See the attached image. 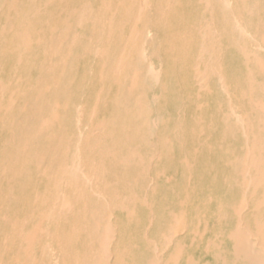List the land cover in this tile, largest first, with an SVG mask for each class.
Segmentation results:
<instances>
[{
  "label": "rangeland",
  "instance_id": "rangeland-1",
  "mask_svg": "<svg viewBox=\"0 0 264 264\" xmlns=\"http://www.w3.org/2000/svg\"><path fill=\"white\" fill-rule=\"evenodd\" d=\"M15 1L0 0V264H68L69 253L86 250L112 264L113 252L126 249V264H147L149 238L160 255L174 239L181 260L198 262L206 225L208 241L217 219L227 231L252 208L234 163L253 141L264 142V0H150L137 24L134 0ZM84 9L91 20L80 24ZM125 51L127 66L116 76ZM74 164L78 187L60 175ZM56 196L75 213L54 216ZM95 224L94 242L85 230Z\"/></svg>",
  "mask_w": 264,
  "mask_h": 264
},
{
  "label": "bare ground",
  "instance_id": "bare-ground-1",
  "mask_svg": "<svg viewBox=\"0 0 264 264\" xmlns=\"http://www.w3.org/2000/svg\"><path fill=\"white\" fill-rule=\"evenodd\" d=\"M15 1V0H14ZM53 1V0H52ZM135 2H136V4H137V6H138V12H137V14L135 15V18H134V20H135V22H136V24L138 23V22H141V20L143 19V16H144V14L146 13V11H147V9H148V7H149V4H150V0H134ZM161 1H163V0H161ZM16 2V1H15ZM51 2V1H50ZM173 3H175V0H169V6H171ZM211 3V2H210ZM225 3V2H224ZM226 4V3H225ZM228 4V3H227ZM16 5V4H15ZM14 6V5H13ZM226 6V5H225ZM228 7H230V5L228 6ZM12 8V7H11ZM15 8V7H14ZM18 8V7H17ZM17 8H15V9H17ZM107 8V7H106ZM115 9V8H114ZM12 10H13V8H12ZM233 12V11H232ZM252 12V11H251ZM15 13V12H14ZM115 13H116V11H115ZM114 13V14H115ZM234 14V13H233ZM249 15V14H248ZM115 17V16H114ZM240 18V17H239ZM110 19H112V18H110ZM235 19V18H234ZM89 20H91L90 19V17L88 16V13H87V11H85V9L83 10V12L81 13V15H80V17H79V23L80 24H83V23H85L86 21H89ZM64 21V20H63ZM98 21H99V19H98ZM100 21H101V19H100ZM238 21V20H237ZM93 22L94 23H96L97 22V19H94L93 20ZM111 22V21H110ZM148 22H150L149 20H148ZM64 23V22H63ZM235 23V22H234ZM66 24V23H65ZM68 24V23H67ZM20 25V24H19ZM113 25V24H112ZM70 26V25H69ZM110 26V25H109ZM133 26V25H132ZM112 27V26H111ZM67 28V27H66ZM24 29V28H23ZM133 29H134V27H133ZM146 29V28H145ZM238 29V28H237ZM57 30V29H56ZM111 30V29H110ZM204 30L206 31V28H204ZM43 31V30H42ZM241 31H243V30H241ZM44 32V31H43ZM139 32V31H138ZM210 32V31H209ZM27 33H28V31H27ZM61 33V32H60ZM64 33V32H63ZM244 33V32H243ZM131 34V33H130ZM61 35V34H60ZM132 36L131 37H129V41H128V45L127 46H129L130 48H131V50L132 49H134V47L136 46V44H137V41H138V39H136V35L133 33V31H132V34H131ZM241 35H242V33H241ZM245 35V34H244ZM118 36V35H117ZM143 36V35H142ZM56 37V36H55ZM74 37V36H73ZM127 37V36H126ZM153 37V36H152ZM246 37V36H245ZM250 37V36H249ZM20 38H21V40H22V42L26 45V44H28V43H30L31 44V42H32V40H33V38H31V42H29V39L27 38V36H25V34H23V35H20ZM143 38V37H142ZM126 39V38H125ZM40 40V39H39ZM62 42H63V39H60ZM67 40V39H66ZM74 40V39H73ZM123 40V39H122ZM204 40V39H203ZM254 40V39H253ZM57 41V40H56ZM145 40H143L142 42H144ZM259 41V40H258ZM38 42V44H39V42H41V41H37ZM36 42V43H37ZM127 42V41H126ZM140 42V41H139ZM138 42V43H139ZM204 42H206V41H204ZM117 43V42H116ZM239 43V42H238ZM112 44V43H111ZM29 45V44H28ZM30 46H32V44L30 45ZM53 46V45H52ZM70 46H73V45H70ZM141 46V45H140ZM207 46V44L206 43H203L202 44V47H201V49L203 48V50L205 49V47ZM21 47V46H20ZM68 47V46H67ZM75 47V46H74ZM32 48V47H31ZM30 48V49H31ZM25 49H28V47L27 48H25ZM57 49H58V47H57ZM123 49L125 50L126 48H125V46L123 47ZM142 49V48H141ZM61 50H62V48H61ZM123 50V51H124ZM138 50H140L139 48H138ZM227 50V49H226ZM27 51V50H26ZM32 51V50H31ZM70 51V50H69ZM72 52V51H71ZM89 52V51H88ZM134 52V51H133ZM139 52V51H138ZM202 52V51H201ZM67 53H69V52H67ZM256 53V52H255ZM58 54V53H57ZM60 54V53H59ZM71 54V53H70ZM129 54V53H128ZM132 54V53H131ZM139 54H140V52H139ZM200 54H202V53H200ZM259 54V53H258ZM73 55V54H72ZM251 55V54H250ZM130 56H132V55H130ZM134 56H135V54H134ZM139 56V55H138ZM203 56H204V54H203ZM69 57V56H68ZM200 57H201V55H200ZM247 57H249V56H247ZM127 58H129L128 56H127V53H126V51L123 53L122 52V55H121V57L119 58V60L116 62V64H115V67H114V69H113V73H114V75H116V76H120L121 74H122V72L124 71V69H125V67L127 66L126 65V60H127ZM138 58V57H137ZM201 58H204V57H201ZM62 59V58H61ZM65 59V58H64ZM249 59V58H248ZM261 59V58H260ZM114 60H117V59H114ZM70 62V61H69ZM144 63V62H143ZM206 63V62H205ZM59 64H61V63H59ZM56 65V64H55ZM67 65V64H66ZM138 65H139V60H138ZM135 66V65H134ZM142 66V65H141ZM198 67H199V65H197ZM132 67H133V65H132ZM197 67V68H198ZM205 67H206V65H205ZM210 68V67H209ZM218 68V67H217ZM66 69H67V67H66ZM129 69H130V67H129ZM138 69H140V68H138ZM138 69H136V71H138ZM141 69H142V67H141ZM206 69V68H205ZM197 70V69H196ZM64 71H65V69H64ZM135 71V72H136ZM140 71V70H139ZM154 71V70H153ZM221 71V70H220ZM141 72V71H140ZM152 72V71H151ZM68 73V72H67ZM134 73V72H133ZM142 73V72H141ZM219 73V72H218ZM221 73V72H220ZM137 74V73H136ZM214 74V73H213ZM63 75V74H62ZM148 75V74H147ZM222 75V74H221ZM152 76V75H151ZM130 77V76H129ZM139 77H141V76H139ZM160 77V76H159ZM222 77V76H221ZM195 78H197V81H198V85L199 86H201L202 88H204L205 87V84H206V77H205V74H203V73H198L197 74V77H195ZM224 78V77H223ZM222 78V79H223ZM133 79L134 78H132V81H133ZM154 79H155V77H154ZM153 79V80H154ZM138 80L140 81V79L138 78ZM57 81V80H56ZM139 81H137V82H139ZM146 81H147V79H146ZM155 81H156V79H155ZM154 81V82H155ZM159 81V80H158ZM185 81V80H184ZM221 81V80H220ZM62 82V81H61ZM70 82V81H69ZM222 82V81H221ZM60 83V82H59ZM133 83V82H132ZM152 83H153V81H152ZM151 83V84H152ZM220 83V82H219ZM131 84V83H130ZM137 84H140V83H137ZM1 85V84H0ZM136 85V84H135ZM154 85V84H153ZM61 86V85H60ZM132 86V85H131ZM134 86V85H133ZM133 86H132V88H133ZM137 86V85H136ZM141 86V85H140ZM238 86V85H237ZM261 86V85H260ZM51 87V86H50ZM50 87H49V89H50ZM254 87V86H253ZM8 88V87H7ZM47 88V87H46ZM48 89V88H47ZM104 90V89H103ZM130 90H131V88H130ZM135 90V89H134ZM137 90H139V89H137ZM204 90V89H203ZM206 90H207V88H206ZM225 90V89H224ZM126 91V90H125ZM49 92V91H48ZM127 92H129V91H127ZM4 93H5V91H4V88L2 87V86H0V100L1 99H3V97H4ZM15 93V92H14ZM43 93V92H42ZM125 93V92H124ZM130 93V92H129ZM13 96H14V94H13ZM122 96V95H121ZM139 97H140V95H139ZM42 98H44V96L42 97ZM138 98V97H137ZM38 100V99H37ZM137 100V99H136ZM255 100V99H254ZM14 102H15V100H13ZM12 101V102H13ZM12 102H10V103H12ZM41 102V101H40ZM57 102V101H56ZM69 103V102H68ZM34 104H36V103H34ZM40 104V103H39ZM59 104V103H58ZM58 104L56 105V107L58 106ZM140 104V103H139ZM61 106V105H60ZM64 107H65V105H64ZM67 107H68V105H67ZM11 108V107H10ZM40 108V111H41V107H39ZM54 109H55V107H54ZM68 109V108H67ZM10 110V109H9ZM52 110H53V108H52ZM42 112V111H41ZM53 113H54V115L53 116H56V114H55V112H54V110H53ZM61 114L60 115H63L62 114V112H60ZM59 116V115H58ZM64 116V115H63ZM61 117V116H60ZM59 117V118H60ZM65 117V116H64ZM228 117V116H227ZM55 118V117H54ZM63 118V117H62ZM240 118V117H239ZM49 119V118H48ZM56 119H58L57 117H56ZM230 119V118H229ZM229 119H228V121H229ZM237 119V118H236ZM44 120V119H43ZM263 120V119H262ZM80 121V120H79ZM78 121V122H79ZM228 121H226V122H228ZM47 122H49V121H47ZM57 122V121H56ZM60 122V121H59ZM240 122V121H239ZM20 123H21V121H20ZM20 123H18V124H20ZM51 123H53L52 122V120H51ZM65 123V122H64ZM63 123V124H64ZM242 123H243V120H242ZM42 124V123H41ZM44 124H45V122H44ZM79 124H80V122H79ZM78 124V125H79ZM261 124V123H260ZM43 125V124H42ZM60 125V124H59ZM247 125V124H246ZM44 126V125H43ZM42 126V127H43ZM56 126V125H55ZM80 126V125H79ZM241 126H243V125H241ZM17 128V127H16ZM41 128V127H40ZM44 128V127H43ZM80 128V127H79ZM149 128V127H148ZM242 128V127H241ZM244 128V127H243ZM264 128V127H263ZM262 128V129H263ZM50 129V128H49ZM231 129V128H230ZM238 129H240V128H238ZM19 130V129H18ZM41 130V129H40ZM39 130V131H40ZM47 130V129H46ZM151 130V129H150ZM243 130V129H242ZM260 130V129H259ZM48 131V130H47ZM231 131V130H230ZM244 131V130H243ZM253 131V130H252ZM43 132H44V129H43ZM42 132V133H43ZM241 132V131H240ZM247 132H249V131H247ZM52 133V132H51ZM55 132H53V135H55L54 134ZM95 133H103V131H102V129H97V130H95ZM27 134H29L28 132H27ZM27 134H25L26 135V137H29V136H27ZM40 134H41V131H40ZM44 134V133H43ZM50 134V133H49ZM246 134V133H245ZM244 133H243V135H245ZM31 135V134H30ZM83 135V134H82ZM81 135V137H83ZM97 135H99V134H97ZM41 136V135H40ZM93 136V135H92ZM106 136V135H105ZM246 136V135H245ZM57 137V136H56ZM257 137V136H256ZM15 138V137H14ZM59 138V137H58ZM61 138V137H60ZM72 138V137H71ZM97 138H98V136H97ZM246 138V142L247 143H249V137H248V134H247V136L245 137ZM46 139H49V138H46ZM52 139H54V137L52 138ZM64 139V138H63ZM66 139V138H65ZM99 139V138H98ZM97 139V140H98ZM256 139V138H255ZM95 140V139H94ZM46 141V140H45ZM66 141V140H65ZM69 141V140H68ZM15 142V141H14ZM67 142V141H66ZM26 143V142H25ZM59 143H60V141H59ZM81 144V143H80ZM248 146V145H247ZM26 147V146H25ZM39 147V146H38ZM79 147V146H78ZM28 148V147H27ZM53 148V147H52ZM79 149V148H78ZM109 149H111L110 147H109ZM244 149V148H243ZM248 149V151L246 152V154H245V156L243 157V159L242 160H238V161H236L235 163H234V168H235V171L237 172V175L239 176V178L241 179V183H240V188L242 189V191L244 192V194H243V196L245 195V198H247V196H249V198L253 201V204H252V208H249V210L247 211L248 212V214H246V216H243L242 214L240 215V218L239 219H235V220H233V221H231L227 226L229 227V229L227 230V231H220V229L222 228V226H223V224H224V222H223V220L224 219H217V230L214 232V235L212 236V237H210L209 239H208V241H205V238L207 237V235H208V226L206 225V227H205V229H204V234H205V236H204V238H203V240H202V244L203 243H206V246L204 247V257L203 258H207V257H210V259H209V263L210 264H264V142L262 141V140H258V139H256L255 141H253V147L252 148H247ZM58 151H59V149H58ZM71 151V150H70ZM77 151H79V150H77ZM66 152V151H65ZM81 152V151H80ZM94 152V151H93ZM51 154V153H50ZM68 154V153H67ZM40 155V154H39ZM52 155V154H51ZM50 155V156H51ZM70 155V154H69ZM79 156V155H78ZM132 156V155H131ZM44 158H46V157H44ZM53 158V157H52ZM78 158H80V160H81V157H78ZM78 158H76V159H78ZM124 159V158H123ZM69 160V159H68ZM111 160V159H110ZM17 161V160H16ZM56 161V160H55ZM55 161H53L54 162V166H55ZM75 161V160H74ZM77 161V160H76ZM60 163V162H59ZM67 163V162H66ZM73 163V162H72ZM75 163V162H74ZM81 163V162H80ZM112 163H113V161H112ZM119 162L117 161V164H118ZM114 164V163H113ZM126 164V163H125ZM78 165V164H77ZM80 165V164H79ZM110 165H112V164H110ZM64 166H66V164L64 165ZM76 164H74V166L72 167L71 166V168H69L68 169V167L66 168V167H64V168H62L63 167V165L61 166V168H62V170H61V176H63L62 178H66V177H68L69 178V182H70V184L71 185H74V186H76V187H78V184H79V181H80V175H79V172H82V171H79V169H78V166H76ZM113 167V166H112ZM6 168V167H5ZM59 168V167H58ZM100 168V167H99ZM104 168V167H103ZM45 169V168H44ZM43 169V170H44ZM56 169V168H55ZM80 169H81V166H80ZM85 169V168H84ZM92 168H90V170H91ZM97 169V168H96ZM5 170H7V169H5ZM42 170V171H43ZM59 170H60V168H59ZM93 170H94V168H93ZM48 171V170H47ZM6 172V171H5ZM5 172H4V174H5ZM106 172H107V169H106ZM48 173V172H47ZM58 173V172H57ZM60 173V172H59ZM58 173V174H59ZM84 173V172H83ZM105 173V172H104ZM114 173V172H113ZM50 175V174H46V173H42L41 175ZM95 174V176H96V173H94ZM85 175V174H84ZM87 175V174H86ZM85 175V176H86ZM40 176V175H39ZM52 176V175H51ZM50 176V177H51ZM87 176H89V175H87ZM86 176V178H88ZM117 176V175H116ZM58 177H60V176H58ZM57 177V175H56V179L58 178ZM92 177H94V175L92 176ZM97 177H99V176H97ZM49 178V177H48ZM91 178V177H90ZM55 179V180H56ZM59 179H61V177L59 178ZM63 179V180H64ZM91 179H93V178H91ZM95 179V178H94ZM99 179V178H98ZM97 179V180H98ZM105 179V178H104ZM84 180H86V179H84ZM57 181V180H56ZM65 181V180H64ZM67 181H68V179H67ZM88 181V180H87ZM54 182V181H53ZM60 182V184L62 185V183H61V181H59ZM89 182V181H88ZM88 182H87V184H88ZM91 182V181H90ZM99 182V181H98ZM56 183V182H55ZM153 183H154V181H153ZM69 184V185H70ZM114 184H115V182H114ZM57 184H55L54 186H56ZM89 185V184H88ZM112 185V184H111ZM138 185V184H137ZM97 187H99V186H97ZM106 187V186H105ZM107 187H109V185L107 186ZM59 188V187H58ZM58 188L56 189V190H58ZM60 188H62L61 186H60ZM54 189V188H53ZM77 189V188H76ZM91 189H92V187H91ZM61 190V189H60ZM81 188L77 191V193L74 195V196H76V198L78 197V199L79 198H81L83 195H82V193H81ZM83 190V189H82ZM97 190H99V189H97ZM106 190V189H105ZM131 190V189H130ZM84 191V190H83ZM149 191V190H148ZM95 192V191H94ZM251 192V194L249 195V193ZM55 193V192H54ZM46 194H47V192H46ZM45 194V195H46ZM56 194V193H55ZM71 195V194H70ZM97 195V194H96ZM59 196V195H58ZM61 196V195H60ZM98 196V195H97ZM100 196V195H99ZM48 197V196H47ZM57 197V196H56ZM63 197H65V196H63ZM67 197V196H66ZM69 197V196H68ZM49 198V197H48ZM57 198H59V197H57ZM55 199V198H54ZM64 199V198H63ZM66 199V198H65ZM74 199V198H73ZM78 199H77V201H78ZM128 199V198H127ZM244 199V198H243ZM51 200H53V199H51ZM60 200H62V198L60 199L59 198V201ZM246 200V199H245ZM58 201V200H57ZM70 202L71 201H69V202H65V201H61V204H59L60 205V208H59V211L57 212V213H54L53 215L55 216V214H57L56 216H68V215H70L71 213H73L74 211V208L72 209V206L70 205ZM58 203V202H57ZM56 203V204H57ZM148 203V202H147ZM55 204V205H56ZM85 205V204H84ZM247 205V204H246ZM51 206V205H50ZM49 206V207H50ZM57 206V205H56ZM148 206V205H147ZM58 207V206H57ZM57 207H56V209H57ZM86 207V206H85ZM240 207V206H239ZM247 207V206H246ZM43 208V207H42ZM55 208V207H54ZM110 208V207H109ZM108 208V209H109ZM244 208V207H243ZM105 209V208H104ZM121 209V208H120ZM43 210V209H42ZM55 210V209H54ZM106 210V209H105ZM126 210V209H125ZM56 211V210H55ZM96 211V210H95ZM48 212V211H47ZM92 212V211H91ZM91 212H89V213H91ZM100 212H101V210H100ZM239 212V211H238ZM243 212V211H242ZM52 212H50V214H51ZM75 213V212H74ZM93 213V212H92ZM99 213V212H98ZM236 213H237V211H236ZM42 214H44L43 212H42ZM95 214H97V213H95ZM95 214H93L94 216H96ZM45 215V214H44ZM47 216H49V215H47ZM91 216V215H90ZM238 216H239V214H238ZM51 217V216H50ZM50 217H48V218H50ZM252 219H251V218ZM44 218V217H43ZM42 218V219H43ZM95 218V217H94ZM93 218V219H94ZM248 218H250V219H248ZM41 219V220H42ZM45 219V218H44ZM52 219V218H51ZM53 219H54V217H53ZM56 219V218H55ZM101 219V218H100ZM95 220V222L98 220V219H94ZM53 221H55V220H53ZM80 221H81V219H80ZM101 221V220H100ZM17 222V221H16ZM45 222H46V220H45ZM94 222V223H95ZM97 222H99V220L97 221ZM25 223V222H24ZM53 223V222H52ZM68 223V222H67ZM181 223V222H180ZM179 223V224H180ZM46 224V223H45ZM54 224H56V221H55V223ZM58 224V223H57ZM207 224V223H206ZM17 225H19L18 223H17ZM25 226H26V224H24ZM40 224H38V226H39ZM59 225H60V223H59ZM75 225H77V223L75 224ZM92 225H93V223H92ZM91 225V226H92ZM25 226H24V228H25ZM36 226V225H35ZM176 226V225H175ZM186 226H187V224H186ZM40 227V226H39ZM13 228H14V226H13ZM98 227L96 226V224L93 226V228H91V229H89L88 227L86 228V230H85V234H86V236L88 237V238H92V240L95 242V241H97V239L99 238H97V232H98V230L99 229H97ZM186 228V229H185ZM185 228H183V230H186V233H189V227H185ZM18 229V228H17ZM22 229V228H21ZM40 229V228H39ZM74 229V228H73ZM149 229V228H148ZM170 229H172V228H170ZM182 229V227H179V228H177V231L178 230H181ZM24 230V229H23ZM23 230H21V231H23ZM34 232L36 231L35 230V227H34ZM52 230V229H51ZM46 231H47V229H46ZM100 231V230H99ZM170 231H173V229L172 230H170ZM32 232V231H31ZM39 232V231H38ZM41 232V231H40ZM79 232V231H78ZM182 232H184V231H182ZM21 233V232H20ZM23 234H24V232H22ZM48 233V232H47ZM174 233V232H173ZM179 233V232H178ZM177 233V234H178ZM28 234L29 235H31L29 232H28ZM35 234V233H34ZM36 234H37V232H36ZM41 234V233H40ZM44 234V233H43ZM49 234H51V233H49ZM54 234V233H53ZM56 234V233H55ZM73 234V233H72ZM75 234H76V232H75ZM147 234H148V231H147ZM14 235V234H13ZM12 235V236H13ZM66 235V234H65ZM19 236H21V238L22 239H24L23 237H24V235H19ZM18 236V237H19ZM23 236V237H22ZM46 236H47V234H46ZM67 236H69V234L67 235ZM75 236H77V235H75ZM172 236V235H171ZM17 237V236H16ZM25 237H27V238H29L28 237V235H25ZM43 237H45V235L43 236ZM50 236H48V238H49ZM122 237V236H121ZM10 238V237H9ZM30 238H31V236H30ZM37 238V237H36ZM41 238V237H40ZM51 238V237H50ZM55 238H57V237H54V238H51V239H55ZM117 238V237H116ZM170 238V237H169ZM175 238V237H174ZM224 238V240H222ZM39 239V238H38ZM58 239V238H57ZM173 239V238H172ZM15 240V239H14ZM32 241H33V239H31ZM31 240H29V241H31ZM36 240V239H35ZM41 240V239H40ZM39 240V241H40ZM69 240V239H68ZM148 240V244H149V249H151L152 251H153V256L150 258V259H148V261H147V264H193L194 262H192L191 260H187V259H184V260H181L182 258H181V256H180V254H181V250H182V247H181V250H180V244H178L177 243V241L176 240H174L173 239V241L170 243V245L171 246H169V247H167V249L160 255L159 253V251L157 252L156 250L158 249L157 248V246H156V244H154L155 246H156V248L157 249H153L152 248V241H151V239L149 238V239H147ZM5 241V240H4ZM10 241H11V239H10ZM9 241V242H10ZM16 241V240H15ZM27 241H28V239H27ZM28 241V242H29ZM38 241V242H39ZM55 241V240H54ZM46 242V241H45ZM113 242H115V241H113ZM112 242V243H113ZM168 242H170L169 240H168ZM25 243H27V242H25ZM30 244H31V242H29ZM42 242H40V244H41ZM194 243V242H193ZM30 244H29V246H30ZM46 244H48V243H46ZM67 244V243H66ZM69 244V243H68ZM77 244V243H76ZM106 244H108V243H106ZM168 244V243H167ZM13 245H14V243H13ZM34 245V244H33ZM33 245H31V246H33ZM37 245V244H36ZM112 245V244H111ZM193 245V244H192ZM192 245H191V247H192ZM43 246V245H42ZM168 246V245H167ZM7 247V246H6ZM27 247H28V245H27ZM34 247V246H33ZM50 247V246H49ZM52 247H53V245H52ZM37 248V247H36ZM1 249V248H0ZM20 249H21V247H20ZM25 249H27L26 247H25ZM28 249H29V247H28ZM27 249V250H28ZM32 249V248H31ZM30 249V250H31ZM22 251L24 250V249H21ZM20 250V251H21ZM30 250H29V253H30ZM33 250V249H32ZM31 250V251H32ZM45 250V249H44ZM127 250V249H126ZM126 250L125 251H122V252H117V251H115V252H113V256H114V261H113V263L112 264H126V257L128 256V251L126 252ZM183 250H184V248H183ZM1 251V250H0ZM34 251V250H33ZM46 251V250H45ZM44 251V252H45ZM47 251H48V248H47ZM46 251V252H47ZM55 250L53 249V252H54ZM106 251V250H105ZM12 252H14V251H12ZM25 252V251H24ZM50 252V251H49ZM52 252V253H53ZM187 252V251H186ZM21 253V252H20ZM32 253V252H31ZM35 253V252H34ZM56 253V252H55ZM69 253V252H68ZM105 253V252H104ZM111 253V252H110ZM184 253V252H183ZM26 254V253H25ZM28 254V253H27ZM26 254V255H27ZM17 255H19V254H17ZM44 255V254H43ZM30 256V255H29ZM34 256V255H33ZM22 257V256H21ZM36 257V256H35ZM40 257H42V254H41V256ZM2 258V257H1ZM19 258V257H18ZM17 258V259H18ZM28 258V257H27ZM38 258V257H37ZM51 258V257H50ZM64 258V257H63ZM112 258V257H111ZM191 258V257H190ZM203 258L201 257V256H199V259H198V262H196L197 264H201L202 262H203ZM3 259V258H2ZM36 259V258H35ZM46 259H48V258H46ZM18 260H21V259H18ZM39 260H41V258L39 259ZM33 261V260H32ZM59 261V260H58ZM68 264H104V261H105V259H104V257H103V255L101 254H98V255H96L93 251H88V250H86L84 253H83V255H82V257H78V256H76L75 254H72V253H69L68 254ZM0 262H1V259H0ZM110 262V261H109ZM16 263V262H15ZM21 263V262H20ZM20 263H18V264H20ZM29 263H30V261H29ZM39 263H41L40 261H39ZM49 263V262H48ZM51 263V262H50ZM196 263H194V264H196Z\"/></svg>",
  "mask_w": 264,
  "mask_h": 264
}]
</instances>
